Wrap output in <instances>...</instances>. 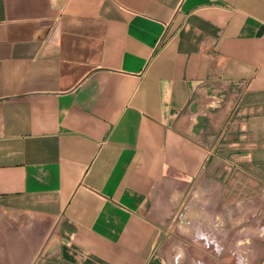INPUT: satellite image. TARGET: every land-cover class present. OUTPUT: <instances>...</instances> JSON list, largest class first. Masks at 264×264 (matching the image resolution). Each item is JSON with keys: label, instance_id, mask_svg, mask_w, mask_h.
Here are the masks:
<instances>
[{"label": "crops", "instance_id": "0c3cea01", "mask_svg": "<svg viewBox=\"0 0 264 264\" xmlns=\"http://www.w3.org/2000/svg\"><path fill=\"white\" fill-rule=\"evenodd\" d=\"M0 227L7 264H264V0H0Z\"/></svg>", "mask_w": 264, "mask_h": 264}, {"label": "rangeland", "instance_id": "374dc122", "mask_svg": "<svg viewBox=\"0 0 264 264\" xmlns=\"http://www.w3.org/2000/svg\"><path fill=\"white\" fill-rule=\"evenodd\" d=\"M0 264H7V262L9 263V252H5L3 250V235H2V228L0 227ZM23 260L22 261H18V264H22Z\"/></svg>", "mask_w": 264, "mask_h": 264}]
</instances>
